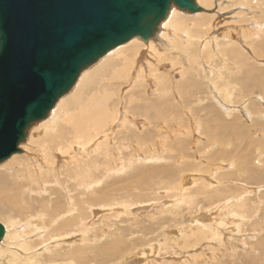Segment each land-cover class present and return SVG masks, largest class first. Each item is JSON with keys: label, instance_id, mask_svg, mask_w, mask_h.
<instances>
[{"label": "rangeland", "instance_id": "1", "mask_svg": "<svg viewBox=\"0 0 264 264\" xmlns=\"http://www.w3.org/2000/svg\"><path fill=\"white\" fill-rule=\"evenodd\" d=\"M220 1L221 4L220 2L216 3L214 1L215 5L213 7L207 6L205 11H201L203 15L197 18L195 17L196 13L182 12L177 7H175L169 13L167 19L164 20L165 23L163 22V24L161 23L162 25L160 24L159 30L154 38L150 39L148 42H144L139 37L141 39V45L134 46L135 49H131V51L128 53L130 57V70L126 79L120 83H116L115 88H113V91H115L117 95L115 96L114 100H112L111 107L112 111L114 110V112H117L119 118H117L116 122L117 127L116 124L112 125L111 130L108 132L109 139L107 142L105 141V136H102V138L98 139V141H96L93 145L87 147V152H84L85 150L82 146H78V151H72L73 154L77 153L75 157H69V155H67L66 159L68 160L64 162V165L61 164L57 168L58 170L56 172L51 171L48 168V162L52 161V159L50 158L51 156H48V153L46 152L47 149H45L46 144L49 143L48 139H50L52 134L51 124L53 123V118H51L49 122L42 121V124L41 122L37 124L38 128L36 125L31 128L32 130H29V137L27 138L26 142L22 144L21 150L23 154H18V156H21L22 158V165L18 163V158L8 159L4 163L0 164V170L2 169L1 172L3 173L1 174L3 177H8L9 174H6L7 172H16L19 171V169H27L26 171H29V174L35 171L32 176L34 175V179L36 178L35 181L37 184L40 183L39 186L41 185L42 189L45 187H48L47 189H49V187H55V184H57V182L61 181L62 179L64 180H62L63 182L68 180H70V182L72 181L71 183L69 181L65 182L68 183L69 186L77 185V183H75L76 178L80 179L81 175H83L82 171L87 170L93 172V175L96 174L97 179L102 178L105 172H103L101 168L100 171H98L96 168L99 165H103L104 161H114L117 163H121V161L126 162V164L129 166L126 173L127 182H123L122 184L128 183V174L130 176H134L136 175L138 169L141 171L149 170L152 168H157L160 165L162 166L163 163L165 164L166 162L170 164V167L174 168L175 166V169H177V174L175 175L174 179H168L170 182H165V186L163 185L161 188L155 187L154 189H147L145 191H135V187L131 186L130 190H133L134 193H140L139 198L133 199L134 195H132L133 197L130 196L132 198L131 199L123 191L113 190L112 193L110 192V194L113 195L111 197V199L113 198V203H117V205L115 204V208L111 207L110 205H106V207L99 206L93 208L92 210L97 209L100 211V213L99 215H96L93 212L91 214V219L90 217L88 218L89 220H87V223L89 222V229H86L84 232L80 231L72 234V236H79L77 239L80 240V242H67V244L61 242L55 243L56 238L50 242H43L39 245V247L34 248L35 250L37 248V252L40 253V259H38V262L35 264H60L61 261V264H78L74 259L69 260V258H65L64 256L66 252H69L70 250L77 251V248L84 246V244L88 250L85 257L87 264H102L103 261H105V257L95 259V253L98 252V254H102L105 246L109 245L112 241L114 242L115 239H117L119 242L120 250L118 251L117 256L114 257V262L111 264H125L127 261L135 257L138 259L136 264H183L184 262V264H264V162L259 160V158H256L259 153L258 151L264 149L262 148V144H264V135L261 131H258L259 124L264 123V91L262 86L259 85L261 87L260 89L255 86V72L258 70L264 72V0ZM201 3L199 2L197 4L201 6ZM173 12H175V16L173 15ZM213 15L216 19H212L214 18ZM229 84L232 85L229 86ZM233 86L236 88H232ZM229 90H231L232 93ZM232 98L234 99L232 100ZM128 99H130L132 103H130L131 101L129 102ZM210 101H212V103H210ZM145 102L151 103L148 110H145L143 107ZM154 105L157 106L154 107ZM214 106L216 107V111H213ZM157 110L162 113H157ZM216 112L217 114H214ZM218 113L222 117L218 115ZM210 115H213L214 119H218L219 117V119L223 118L224 121L226 120V122L230 121L233 123L234 119L236 117L238 118L235 119L236 122L234 129L227 130L221 128L217 123H215V120H211L213 117H210ZM233 115L236 117L233 118ZM125 116L129 121H131V124L133 123L132 125L135 127H132L131 124H128L127 127L125 126ZM194 116H196V118ZM204 120H207L208 122ZM135 122H138V124L134 125ZM187 122L188 124L186 125ZM203 124L207 129L206 131L203 129ZM239 124L241 128L238 126ZM183 125L185 126L183 127ZM47 126L48 129L49 127L51 129L47 130ZM217 126L218 128L216 129ZM34 127L37 129L35 130ZM187 127L188 129L186 130ZM200 129H202V131ZM217 130H219V132ZM215 131L220 136L226 135L227 138L230 137L232 141L227 142L229 146L225 143L226 139L221 138L225 143L223 146H219L215 139H211L212 136H209V133ZM233 131L237 132V134L234 133L235 135H233ZM176 132L178 134H176ZM239 132L242 133L239 134ZM44 133L46 134L47 138H45ZM243 133L245 134V137ZM177 138L179 139L178 141ZM238 139H240V142ZM39 141L41 143L46 141L44 146L42 143V148L36 144V142L40 143ZM100 142H102L101 145ZM41 143L39 144L40 146ZM146 146H148L149 149L141 151L142 149L146 148ZM230 146L232 147L230 148ZM244 148H247L245 152ZM42 149L44 152L41 151ZM105 152H108L109 156H106ZM252 152H254V155L250 154ZM146 153H148L149 157H154L157 160L151 163L140 162V159L133 162L134 158L139 155L145 157ZM233 153H236L234 155V159L230 157L233 155ZM157 154H159V156ZM251 156L254 158H251ZM168 159L171 161H166ZM44 160L46 162H44ZM32 161L34 162V165L31 164ZM68 161L70 164H66ZM71 161H73V163ZM132 163L133 166H131ZM225 163H228V165ZM237 163L240 167L239 170ZM240 164L246 167L249 166L250 168L241 167ZM62 165L64 166V169L61 167ZM215 165H218V170L215 169ZM233 166L236 168H233ZM233 169L238 171L233 172L235 177H233L231 172ZM249 169L255 170L254 172H257V181L252 183L238 181L237 179L239 178L241 180L242 178H249L251 175V173L248 171ZM67 170L69 171V174L71 173V175H73V177L68 174ZM62 171L64 175L61 173ZM219 171L221 172L219 173ZM245 171H248V173ZM40 173H43V178ZM37 174L41 176L38 178ZM126 175L123 174L117 178H110L108 181L105 180L106 178H104V180L101 182H105L99 189H104L108 185L113 187L117 186V183H120V178L126 177ZM184 175L192 176V180H194V191L191 189L188 191V195L186 192L185 194L183 193L184 195L181 194L182 192H180L182 188H180V185L182 184L181 186H185L183 185L184 181L182 180V176ZM219 175L221 177L228 175L230 177V175H232V178L235 180L232 181L233 179H230V181L226 178L224 179L225 182L223 181V183L220 184L218 181V178L220 177ZM45 176L47 179L46 181L43 180L45 179ZM236 176L238 177L236 178ZM157 180L160 179L158 178ZM12 182L14 181L12 180ZM26 182L27 181H25V183ZM232 182L238 185L234 187L235 184ZM168 184L173 185H169V188V186L167 187ZM211 184L212 188L210 187ZM218 184L221 187L218 186ZM9 185L12 188L15 187V191L18 193L21 192V195H24V201L31 202L30 207H28L25 212L36 211V213L40 214L42 209L44 212L50 209L53 211V205L50 204L46 199L48 196H42L41 198L39 194L32 193L27 188L23 189L22 187H19L17 183H12ZM33 185H35V187L37 186L36 183H33ZM207 185L208 188H206ZM213 185L215 186L213 187ZM217 186L220 188V191L225 190L223 192L226 194V196L228 195L231 197L230 195L233 193L232 196L235 197H233L234 199L232 201L235 202H237V199L241 201L243 198L242 196L246 194V197L242 199L246 203V207L244 209L245 211L243 212L245 214L244 218L230 213L232 211L228 205H230L229 203L232 202L227 201L228 197L226 200L222 198V196H225L222 191V193L219 191L221 194V201L219 199L215 200L218 208L214 207L212 212L208 210L210 208V203H208L207 199V197H209L208 194H212L210 197L218 196L219 193H216L215 195L213 194L214 190L218 188ZM229 186L231 188L227 194L226 190L228 191ZM177 187L178 190L180 188V191L177 190ZM240 187H242V189ZM46 188L43 189L44 192L46 191ZM55 188L60 189L58 186ZM157 188L160 189L158 190ZM203 188L204 190H207L208 193L207 191H204ZM234 188L235 191L237 190L236 192L233 191ZM238 188L241 191H239ZM246 188L249 189V191ZM142 192L144 193L141 194ZM198 193L200 195H205V193H207V197L206 195H196ZM173 195H175L177 198ZM184 196L185 199L183 198ZM127 197L129 198L130 203L138 202L132 207L131 215L129 217L124 215L125 211L123 209V204L128 202ZM81 198L82 197H80V199ZM86 198L89 197L86 196ZM50 199L56 200L58 198L56 196H52ZM177 199L179 201H177ZM186 200H188L189 203H187L188 201ZM217 200L219 202H217ZM66 202H69L68 197ZM119 202L122 203L120 204ZM171 202L173 204H171ZM220 202L222 204H220ZM190 203H192L193 206H191ZM187 205L190 206L186 208ZM226 205L228 207H226ZM173 206L174 208H172ZM116 208L120 209L117 210ZM220 208L221 210L223 209L222 212ZM163 211H166V213ZM197 213H206L207 215H210L215 223L221 222L222 219V221L228 223L227 228H230V232L229 229L226 228V231L229 233L224 231L222 242H213L211 240L208 242L207 239H203L200 244L198 242V238L192 236V233H188L190 232L189 226H193L192 219L198 215ZM20 215L21 213L16 212L15 208L3 206L0 207V222L5 223L9 220V218H18L20 220ZM164 215L165 217L167 216V218L169 217L168 219L166 218L168 221L163 218ZM192 215H194V217ZM160 216L163 218V220H165L163 226H165L166 229L165 227L160 226V224L163 223L162 221H159ZM232 216L234 217L232 218ZM105 217L107 219L104 221ZM172 219L174 221H172ZM169 221H172V224ZM229 221L231 223L233 221L234 222L231 224ZM229 223L232 226L229 225ZM234 223L235 226L233 227ZM22 225L23 224L21 223L17 225L16 228L22 231L24 229V227L21 228ZM90 227L93 229V231ZM45 231L39 230L37 234L32 233V237H34V242L36 244L42 242L40 237L44 238L43 236L45 233L43 235L41 232ZM182 231L187 232L188 236H192L193 243L191 242L190 245H195V247L187 246L185 243L186 238L183 236L178 238V234H182ZM70 237L71 235L68 236L67 239H70ZM172 238L178 239L171 241ZM181 238L183 239L181 240ZM163 240H166L167 242H164ZM205 242L207 244L204 246L203 243ZM175 243H177L176 247ZM224 244H226L225 248ZM56 245H58L57 248ZM180 245L183 247H180ZM16 248L17 247H15L16 251L14 250V252H19L20 257L23 259L25 258L23 264H27L26 259H30L33 255H38V253L33 252L34 249L24 250L22 247H19L18 249ZM60 248L62 252H59ZM214 249L215 255L213 254ZM143 253H145V256L140 255ZM192 253L194 255L196 254L194 258H191L193 255ZM49 255H51V258ZM197 258H199V260L196 261Z\"/></svg>", "mask_w": 264, "mask_h": 264}, {"label": "bare ground", "instance_id": "2", "mask_svg": "<svg viewBox=\"0 0 264 264\" xmlns=\"http://www.w3.org/2000/svg\"><path fill=\"white\" fill-rule=\"evenodd\" d=\"M214 1L217 3V2H220L221 4V1L220 0H196V3H201L202 5L200 7H202L205 11L207 6L209 7H213L215 4H214ZM219 4V5H220ZM176 6H173L171 8V11L175 8ZM173 15L175 16V12H173ZM203 14L201 12H197L195 17H199V16H202ZM214 16V15H213ZM194 17V16H193ZM217 17V16H216ZM205 18V16H204ZM212 19H216L215 16L214 18ZM218 19V18H217ZM164 22V21H163ZM162 22V24H163ZM165 23V22H164ZM161 24V25H162ZM218 24V23H217ZM166 28V27H165ZM141 39L139 37H136V38H133L131 41H129L128 43L124 44V45H121L115 49H113L112 51H110L107 55H105L98 63H96L95 65H93L92 67H90L89 69L85 70L81 76L79 77L78 81H77V84L75 85V87L71 90L70 93H68L67 95H65L64 97H62L59 102L57 103V105L55 106V108L50 112L49 116L44 120L45 121H50L51 118L53 123L51 124V127L52 129L49 127V129H51V136H50V139L49 140V143L46 144V152L48 153V156L52 159V161L48 162L49 163V170L51 171H54L56 172L58 169V167L63 164L64 165V162H66L68 159H66L67 155L72 156V157H75V155H77V153H72V151H78L79 148L78 146H82L84 148V152H87V147H89L90 145H93L96 141H98V139H101L102 136H105V141L107 142L108 139H109V136H108V132L111 130L112 128V125L116 124L117 122V118H119L117 112L114 110L112 111V107H111V102L112 100H114L115 96L117 95L115 91H113V88H115L116 86V83H120L121 81L125 80L128 73H129V70H130V57L128 55V53L131 51V49H135L134 46H139L141 45ZM133 45V46H132ZM132 46V47H130ZM256 87H258L259 89L261 88L260 86L263 87V91H264V72H261L260 70L256 71ZM248 79V77H247ZM246 82V81H245ZM241 84V83H240ZM250 84V83H249ZM232 84H229V86H231ZM260 85V86H259ZM208 86V85H206ZM226 86V85H225ZM232 88H236V87H232ZM239 89V87H238ZM116 90V89H115ZM251 90V88H250ZM231 93L232 91L229 90ZM214 92V91H213ZM238 92V91H237ZM252 92V91H251ZM214 94V93H213ZM239 95V94H238ZM227 96V95H226ZM132 99V98H131ZM234 98H232L233 100ZM128 101L130 102L131 100L128 99ZM220 102V101H219ZM230 102V101H229ZM132 103V101L130 102ZM210 103H212V101H210ZM209 103V104H210ZM151 103L149 102H145L144 103V109L145 110H148L149 106H150ZM194 105V104H193ZM157 105H154V107H156ZM223 106V105H222ZM212 107V106H211ZM225 108V107H224ZM237 108V107H236ZM238 109V108H237ZM235 109V110H237ZM209 110V109H208ZM151 111V110H150ZM162 111V110H161ZM196 111V110H195ZM200 111V110H199ZM213 111H216V107L214 106V110ZM152 112V111H151ZM155 112V111H154ZM197 112V111H196ZM209 112V111H208ZM220 112V111H218ZM157 113H162L160 111L157 110ZM203 113V112H202ZM222 113V112H221ZM231 113V111H230ZM197 114V113H196ZM201 114V113H200ZM204 114V113H203ZM214 114H217L214 113ZM213 114V115H214ZM213 115L210 117H213ZM218 115H220L218 113ZM217 115V116H218ZM160 116V115H159ZM215 116V117H217ZM221 116V115H220ZM196 118V116H194ZM202 117V116H201ZM208 117V116H207ZM222 117V116H221ZM220 117V118H221ZM230 117V116H229ZM236 117V116H235ZM234 115H233V118H235ZM232 118V119H233ZM238 117H236L235 119H237ZM125 126L127 127L128 124H131V121L128 120V118L125 116ZM223 119V118H222ZM213 119L211 118V120H215V123H217L221 128H224V129H234L235 127V119H234V123L233 122H226V120L224 121V119ZM231 119V118H230ZM204 121H207V120H204ZM252 121V120H251ZM47 122V123H48ZM130 122V123H129ZM208 122V121H207ZM239 122V121H238ZM237 122V123H238ZM51 123V122H50ZM49 123V124H50ZM58 123V124H57ZM202 123V122H201ZM240 123V122H239ZM42 124V122H41ZM124 124V123H123ZM133 124V123H132ZM131 124L132 127H135ZM137 125L138 122H135L134 125ZM143 124V123H142ZM188 124V122L186 123V125ZM45 125V123H44ZM254 125V124H253ZM36 126V125H35ZM142 126V125H141ZM185 125H183L184 127ZM240 127V124L238 125ZM237 126V127H238ZM46 127V126H44ZM116 127H117V124H116ZM145 127V126H144ZM143 127V128H144ZM181 127V126H180ZM193 127V126H192ZM243 127H246V126H243ZM37 128H38V125H37ZM36 128V129H37ZM114 128V127H113ZM122 128V127H121ZM142 128V127H141ZM147 128V127H146ZM215 128V126H214ZM218 128V126L216 127V129ZM241 128V127H240ZM257 128V127H256ZM35 129V127H34ZM35 129V130H36ZM48 129V126H47V130ZM138 129V128H137ZM188 129V127L186 128V130ZM203 129L206 131L207 129L204 127V124H203ZM211 129V128H210ZM239 129V128H238ZM248 129V127H247ZM32 130V129H30ZM141 130V129H139ZM202 131V129H200ZM223 130V129H222ZM226 130V131H227ZM250 130V129H249ZM116 131V130H115ZM143 131V130H142ZM140 131V132H142ZM180 131V130H179ZM182 131V130H181ZM200 131V132H201ZM210 131V130H209ZM219 132V130H217ZM235 131V130H234ZM233 131V135H235L234 133L237 134V132H234ZM237 131V130H236ZM258 131H261L264 135V123H260L259 126H258ZM49 133V132H47ZM189 133V132H188ZM242 133V132H241ZM239 132V134H241ZM251 133V132H249ZM33 134V133H32ZM45 134V133H44ZM176 134H178L176 132ZM187 134V133H186ZM223 134V133H222ZM226 134V133H225ZM244 134V133H243ZM242 134V135H243ZM192 135V133H191ZM229 135V134H228ZM252 135V134H250ZM209 136H212V140L215 139L216 143L223 146V144H228L227 142L229 141H232L229 138H227L226 135L224 136H220L219 134L215 132H210L209 133ZM237 136V135H236ZM235 136V137H236ZM253 136H254V133H253ZM29 137V136H28ZM178 137V135H177ZM180 137V136H179ZM234 137V138H235ZM244 137H245V134H244ZM263 137V136H262ZM261 137V138H262ZM45 138L46 137V134H45ZM176 138V136H175ZM226 139L225 143L222 139ZM233 138V137H232ZM242 138V137H241ZM258 138V137H257ZM243 139V138H242ZM256 139V137H255ZM179 139L177 138V141ZM263 140V138H262ZM42 141V140H41ZM44 141V140H43ZM47 141V140H46ZM46 141L43 143V146L44 144L46 143ZM112 141V140H111ZM176 141V140H175ZM234 141V140H233ZM238 141L240 142V139H238ZM258 141V140H256ZM40 142V141H39ZM252 142V141H251ZM250 142V143H251ZM41 143V142H40ZM40 143H37L36 144L42 148V143H41V146L39 145ZM102 142H100V145H101ZM159 143V142H157ZM235 143V142H234ZM233 143V144H234ZM249 143V144H250ZM256 143V142H255ZM262 143V142H261ZM99 144V143H98ZM104 144V143H103ZM160 144V143H159ZM236 144V143H235ZM243 144V143H242ZM254 144V143H253ZM259 144V143H257ZM99 145V146H100ZM107 145V144H106ZM162 145V144H161ZM165 145V144H164ZM247 145V144H246ZM264 148V144H262ZM52 146H53V149H52ZM104 146V145H103ZM149 146V145H148ZM146 146V148L142 149L141 151H144V150H147L149 149V147ZM217 146V145H216ZM221 146V147H222ZM229 146V144H228ZM241 146V145H240ZM258 146V145H257ZM260 146V145H259ZM24 147V146H23ZM37 147V146H36ZM157 147V146H156ZM218 147V146H217ZM220 147V149H221ZM232 146H230L231 148ZM237 147V146H236ZM252 147V146H251ZM40 148V149H41ZM95 148V147H94ZM106 148V146H105ZM219 148V147H218ZM239 148V147H238ZM237 148V149H238ZM242 148V147H241ZM255 148V147H254ZM20 149H22V144L20 145ZM25 149V148H24ZM38 149V150H40ZM158 149V148H157ZM219 149V150H220ZM245 149V148H244ZM225 150V149H224ZM223 150V151H224ZM240 150V148H239ZM247 150V148L244 150V152ZM253 150V149H252ZM255 150V149H254ZM42 152L43 149L41 150ZM94 151V150H93ZM157 151V150H156ZM160 151V150H159ZM210 151H213V150H210ZM215 151V150H214ZM226 151H227V148H226ZM39 152V151H37ZM161 152V151H160ZM218 152V151H217ZM221 152V151H220ZM238 152V151H237ZM242 152V151H241ZM249 152V151H248ZM247 152V153H248ZM258 156L255 157L256 158H259V160H262L264 162V149H261L260 151H258ZM45 153V154H47ZM210 153V152H209ZM254 152L250 153L252 155ZM23 154V153H21ZM104 154V153H102ZM163 154V153H162ZM226 154V153H225ZM236 153H233V155H231L230 157H232V159H234V155ZM20 155V154H19ZM43 155V154H42ZM99 155V154H97ZM105 155L106 156H109V153L105 152ZM159 156V154H157ZM210 155V154H209ZM230 155V154H229ZM238 155V154H237ZM249 155V154H248ZM26 156V155H25ZM39 156V154H38ZM45 156V155H44ZM47 156V155H46ZM245 156V155H244ZM243 156V157H244ZM247 156V154H246ZM23 157V156H22ZM32 157V156H31ZM37 157V156H36ZM163 157V156H162ZM218 157V156H217ZM229 157V156H228ZM242 157V156H240ZM14 158H18L17 160H19V164L22 165V158L21 156H18V154H15L13 155L10 159H14ZM158 158V157H157ZM245 158V157H244ZM251 158H254L253 156H251ZM37 159V158H36ZM39 159V158H38ZM41 159V158H40ZM44 159V158H43ZM140 159V162H145V163H151L153 161H156L157 159L154 158V157H149L148 156V153L145 154V157H142L141 155L137 156L136 158H134L133 162L136 161V160H139ZM219 159V158H218ZM16 160V159H15ZM25 160V159H24ZM23 160V161H24ZM29 160V159H28ZM32 160V159H31ZM42 160V159H41ZM39 160V161H41ZM81 160V159H80ZM170 159L166 160L168 162ZM217 160V159H216ZM223 160V159H222ZM253 160V159H252ZM258 160V161H259ZM30 161V160H29ZM78 161V160H77ZM33 162V161H32ZM31 164L34 165V162ZM37 162V160H36ZM44 162H46L44 160ZM73 163V161H71ZM82 162V161H81ZM213 162V161H212ZM223 162V161H222ZM231 162V161H230ZM239 162V160H238ZM28 163V162H27ZM69 161L66 163L68 164ZM93 163V162H92ZM209 163V161H208ZM243 163V162H242ZM14 164V163H13ZM36 164V163H35ZM65 164V165H66ZM70 164V163H69ZM161 164V163H160ZM168 164L167 162L163 165H166ZM216 164V163H214ZM224 164V163H223ZM228 165V163H225ZM263 164V163H262ZM261 164V165H262ZM16 165V164H15ZM19 165V166H20ZM27 165V164H26ZM31 165V166H33ZM39 165V164H38ZM45 165V164H44ZM43 165V166H44ZM61 166L62 168L64 166ZM82 165V164H81ZM80 165V166H81ZM95 165V164H94ZM126 162H123L121 161V163H117V162H114V161H104L103 165H99L97 166V170L100 171V168L103 172H105L102 176V178H99L97 179L96 178V174H92L93 172H90L89 170L87 171H82L83 172V175H81L80 179H77L76 178V182L77 185H68V183H65V182H70V180L68 181H65L63 182L62 180L57 182V184H55L56 186H58V188L60 189H56L55 187H52L49 189H47L45 187V184H44V187L46 188V191L44 192L43 189L45 188H41L42 186L39 184H37V182L35 181L34 179V175L32 176L33 173H30L29 174V171L27 172L26 170H21L19 169V171H16V172H7L6 174H9L8 177H3V175L1 173V170H0V207L3 206V207H12V208H15V211L16 212H20L21 215L19 216L20 220L18 218L16 219H11L9 218L8 221H6L5 223L3 222H0L4 225L5 229H6V232H5V236L4 238L2 239V241L0 242V264H23L24 263V259L22 257H20L19 255V250L17 251L18 253L14 252L15 250V247H17L16 249H18L19 247H22L24 250H31V249H34L35 247H39L40 244H42L43 242H50L51 240H54V238H56V242L55 243H64V244H67L68 243H71V242H75L77 243L76 241H79L77 239V237L79 236H72V234H74L75 232H80V231H86V229H89L88 227V224L89 222L87 223V220H89L88 218L90 217L91 219V214L94 212V214L96 215H99L100 211L95 209V210H92L93 208H96V207H103L106 205H110L111 207H114L115 208V204L117 205V203H113V198L111 199V197L113 196L112 194H110V192L112 193L113 190H116V191H123L126 193L127 196H131L133 197L132 195H134V198L133 199H136V198H139L140 197V193H134L133 190H130V187L131 186H134L135 187V191L137 190H140V191H145L147 189H154L155 187H160L161 186H165V182L168 181V179H174L175 175L177 174V169H175V166L174 168L173 167H170V164L166 165V166H158L157 168H152V169H149V170H144V171H141L140 169L137 170L136 172V175H129L128 174V183L126 184H122L123 182H127V168L129 167L128 165L126 166ZM204 165V164H203ZM249 165V164H248ZM260 165V164H259ZM30 166V168H31ZM47 166V165H46ZM83 166V165H82ZM133 166V163L132 165ZM202 166V165H201ZM212 166V165H211ZM217 169V166L218 165H215ZM231 166V164H230ZM237 166L239 167L238 163H237ZM241 167H244V168H248L246 166H243L240 164ZM254 166V165H253ZM11 167V166H10ZM23 167V166H22ZM29 167V165H28ZM68 167V166H67ZM199 167V166H198ZM204 167V166H202ZM235 166H233L234 168ZM259 167V166H258ZM264 167V166H263ZM16 168V167H15ZM37 168V167H36ZM40 168V167H39ZM236 168V167H235ZM250 168V167H249ZM9 169V167H8ZM14 169V168H12ZM29 169V168H28ZM60 169V168H59ZM64 169V168H63ZM90 169V168H89ZM196 169V168H195ZM209 169V168H208ZM222 169V168H221ZM240 169V167L238 168V170ZM261 169V168H260ZM6 170V169H5ZM10 170V169H9ZM17 170V169H15ZM31 170V169H30ZM35 170V169H34ZM43 170V168H42ZM77 170V169H76ZM202 170V169H201ZM207 170V169H206ZM218 170V169H217ZM220 170V168H219ZM243 170V169H242ZM65 171V170H64ZM80 171V170H79ZM95 171V170H94ZM203 171V170H202ZM208 171V170H207ZM210 171V170H209ZM225 171V170H224ZM234 171H237L235 169H233L232 174ZM251 175L249 176V178H242V180L240 179H237L238 181H245V182H254V181H257L258 177L256 175L257 172H254L255 170H251L249 169L248 170ZM248 171L246 173H248ZM32 172V170H31ZM38 172H41V171H38ZM68 174H69V171L67 170ZM200 172V171H199ZM204 172V171H203ZM202 172V173H203ZM206 172V171H205ZM215 172V171H214ZM213 172V173H214ZM221 171H219L220 173ZM238 172V171H237ZM236 172V173H237ZM244 172V171H243ZM63 174V171L61 172ZM66 173V172H65ZM98 173V172H97ZM201 173V172H200ZM212 173V172H211ZM217 173V172H216ZM245 173V174H246ZM249 173V174H250ZM39 174V173H38ZM37 174V175H38ZM41 175L43 173H40ZM126 175V177H122L120 178V183H117V186L113 187V186H106V188L104 189H99L101 188V185L104 184V182H101L102 180H104V178H106L105 180H109L110 178H117L119 177L120 175ZM188 174V173H187ZM209 174V173H207ZM227 174V173H225ZM230 174V173H229ZM36 175V176H37ZM40 175V176H41ZM64 175V174H63ZM71 175V173L69 174ZM192 175V174H191ZM210 175V174H209ZM217 175V174H216ZM236 175V174H235ZM238 175V174H237ZM248 175V174H247ZM264 175V174H263ZM35 176V177H36ZM39 175L37 176L38 178L40 177ZM99 176V175H98ZM196 176V175H195ZM200 176V175H198ZM208 176V175H207ZM220 176V175H219ZM246 176V175H245ZM52 177V176H51ZM66 177V176H65ZM64 177V179H65ZM71 177H73V175H71ZM69 177V178H71ZM109 177V178H108ZM194 177V176H193ZM213 177V176H212ZM233 177L234 174H233ZM238 176H236L237 178ZM13 178V179H12ZM42 178H43V175H42ZM68 178V177H67ZM95 178V179H94ZM160 179V180H157V179ZM201 178V177H200ZM208 178V177H207ZM206 178V179H207ZM218 178V177H217ZM233 179L232 178V175H229L228 176H223V177H219L218 178V181L220 184L223 183V181L225 182L224 179ZM261 178V177H260ZM181 179V178H180ZM12 180L14 182H12ZM40 180V179H38ZM44 181H46V176H45V179H43ZM42 180V181H43ZM73 180V179H72ZM182 180L184 181V184L185 186H181L180 185V188H181V191H180V188L178 190V187H177V190L182 192L181 194H185V192L187 193L188 195V191H190L191 189H193V186L194 185V180H192V176H187V175H184L182 176ZM181 180V181H182ZM216 180V179H215ZM230 180V181H231ZM235 179H233L232 181H234ZM236 180V182H237ZM25 181H27L25 183ZM35 181V182H34ZM158 181V182H157ZM179 181V180H178ZM177 181V182H178ZM201 181V179H200ZM211 181V180H210ZM39 182V181H38ZM72 182V181H71ZM70 182V183H71ZM170 182V181H168ZM202 182V181H201ZM244 182V183H245ZM12 183H17L19 187H22L23 189L27 188L29 189L30 192L32 193H35V194H39L42 198V196H48L46 199L47 201L53 205V211L50 209L48 211H43L42 209V212L39 214V213H36V211H32V212H25L28 207H30L31 205V202L29 201H24V198L23 196L24 195H21V192H17L15 191V187L12 188L9 184H12ZM33 183H36V187L35 185H33ZM43 183V182H42ZM205 183V182H204ZM209 183V182H208ZM230 183V182H229ZM233 184H235L234 182H232ZM180 184V183H179ZM199 184V183H197ZM206 184V183H205ZM217 184V182H216ZM231 184V183H230ZM229 184V185H230ZM241 184V183H240ZM255 184V183H254ZM47 185V184H46ZM169 185H173V184H168L167 187ZM238 184H235V186H237ZM242 185V184H241ZM248 185V184H246ZM251 185V184H250ZM176 186V185H175ZM202 186H203V183H202ZM205 186V185H204ZM215 185H213L214 187ZM218 186H220L218 184ZM217 186V187H218ZM223 186V185H222ZM201 187V185H200ZM212 188V184L210 186ZM221 187V186H220ZM226 187V185H225ZM233 187V185H232ZM18 188V187H17ZM138 188V189H137ZM159 188V189H160ZM164 188V187H163ZM166 188V187H165ZM170 188V186H169ZM174 188V187H173ZM206 188H208V185L206 186ZM229 188V189H228ZM228 191L226 190V193L229 192L230 190V186L228 187ZM237 188V187H236ZM242 189V187H240ZM249 188V187H248ZM158 189V188H157ZM158 189V190H159ZM172 189V187H171ZM214 189V188H213ZM239 189V188H238ZM247 189V188H246ZM250 189V188H249ZM249 189H247L249 191ZM261 189V188H260ZM157 190V191H158ZM165 190V189H164ZM170 190V189H169ZM200 190V189H199ZM204 190V188H203ZM210 190V189H208ZM244 190H245V187H244ZM243 190V191H244ZM253 190V189H252ZM132 191V192H131ZM156 191V189H155ZM154 191V192H155ZM167 191V190H166ZM172 191H175V190H172ZM194 191V189H193ZM197 191V190H195ZM204 191H207V190H204ZM212 191V190H211ZM220 191V188H216L213 192V194L215 195L216 193L218 194ZM222 191V190H221ZM220 191V192H221ZM225 191V190H223ZM222 191V192H223ZM235 191V188L234 190ZM237 191V190H236ZM235 191V192H236ZM239 191H241L239 189ZM131 194H130V193ZM171 192V191H170ZM177 192V191H176ZM199 192V191H198ZM221 192V193H222ZM232 192V191H231ZM114 193V192H113ZM144 192H142L141 194H143ZM157 193V192H156ZM175 193V192H174ZM179 193V192H177ZM196 193V192H194ZM201 193V192H200ZM208 193V191H207ZM205 193V195L207 194ZM154 194V193H153ZM171 194V193H170ZM183 194V195H184ZM202 194V193H201ZM224 194V192H223ZM222 194V195H223ZM228 194V193H227ZM242 194V193H241ZM115 195V194H114ZM156 195V194H155ZM154 195V196H155ZM177 195V194H175ZM175 195H173L174 197H176ZM186 195V196H187ZM196 195H200L199 193L196 194ZM205 195H200V196H205ZM209 197H207L208 199V203H210V208L208 209L209 211H213V208L214 207H217V203H215V200L216 199H221V194L219 193L218 196H213V197H210V195L212 194H208ZM225 196H222V198H224L225 200L227 199L228 197V200L227 201H230L232 203H229L230 205H228L231 209L232 212L230 213H233V215L235 216H240L242 218L245 217V214L243 213L245 210V207H246V203L244 200H242L244 197H246L245 195H241L243 198L241 199V201H239V199H237V202L235 201H232L235 197V196H232L230 195L231 197H229L228 195L226 196V194H224ZM52 196H56L58 199L56 200H51L50 197ZM86 196H88L89 198H86ZM68 197V200L69 202H66V199ZM80 197H82L80 199ZM130 197V198H131ZM170 197V196H169ZM188 197V196H187ZM190 197V196H189ZM196 197V196H195ZM199 197V196H197ZM128 198V197H127ZM177 198V197H176ZM185 199V196L183 197ZM192 198V197H191ZM240 198V197H239ZM248 198V197H247ZM132 199V198H131ZM142 199V198H141ZM140 199V200H141ZM180 199V198H179ZM182 199V198H181ZM190 199V198H189ZM194 199V198H193ZM191 199V200H193ZM128 202H125L123 205H124V211H125V214L126 216H130L131 215V209L132 207L138 203H130V200L129 198L127 199ZM177 201H179L177 199ZM183 201V200H182ZM188 201V200H186ZM185 201V202H186ZM221 201V200H220ZM224 201V200H222ZM106 202V204H105ZM141 202V201H140ZM217 202H219L217 200ZM120 204L122 202H119ZM176 203V202H175ZM182 203V202H180ZM189 203V201L187 202ZM171 204H173L171 202ZM219 204V203H218ZM220 204H222L220 202ZM138 205V204H137ZM176 205V204H175ZM186 205V204H185ZM191 206L192 203H190ZM189 205V206H190ZM122 206V205H121ZM165 206V205H164ZM180 206V205H178ZM188 205L186 206L189 207ZM226 205V207H228ZM109 207V206H108ZM123 207V206H122ZM181 207V206H180ZM225 207V206H223ZM174 208V206L172 207ZM218 208V207H217ZM216 208V209H217ZM117 209V208H116ZM120 209V208H118ZM117 209V210H118ZM181 209V208H180ZM226 209V208H225ZM109 210V209H108ZM178 210V209H177ZM183 210H186V209H183ZM188 210V209H187ZM221 210V208H220ZM228 210V209H226ZM182 211V210H181ZM219 211V210H218ZM223 211V209L221 210V212ZM38 212V211H37ZM136 212V211H135ZM166 213V211H163ZM168 212V211H167ZM120 213V212H119ZM133 213V212H132ZM208 213V212H207ZM220 213V211H219ZM229 213V214H230ZM242 213V214H241ZM134 214V213H133ZM136 214V213H135ZM169 214V213H168ZM196 214V213H195ZM198 215L194 217V215H192L194 217L193 220V226H189V231L188 233H192L194 237L198 238V242L201 244V241L204 239H207L208 242L209 240L211 241H216V242H222V239H223V236H224V231H226L227 229H229V232H230V228H227L228 226V223H226L225 221H222L221 222H217L215 223V221L212 220L211 216L210 215H207L206 213H197ZM160 215V214H159ZM162 215V214H161ZM219 215V214H218ZM232 215V214H231ZM191 216V217H192ZM230 216V215H229ZM227 216V217H229ZM116 217V216H115ZM114 217V218H115ZM161 217V216H160ZM159 217V221H162L160 224V226H163L164 223H165V220H163V218H167V216L164 217L161 219ZM231 217V216H230ZM234 216H232L233 218ZM118 218V216H117ZM123 218V217H122ZM169 218V217H168ZM167 218V219H168ZM238 218V217H237ZM107 218L105 217L104 218V221L106 220ZM121 219V218H120ZM166 219V221H168ZM171 219V218H170ZM226 220V219H225ZM228 220V219H227ZM234 220V219H233ZM158 221V222H159ZM172 221H174L172 219ZM172 221H169L170 223ZM238 221V220H237ZM235 221V222H237ZM243 221V219H242ZM157 222V223H158ZM230 222V221H229ZM234 222V221H233ZM232 222V223H233ZM23 224L21 226V228L24 227V229L22 231L18 230L16 227L17 225L19 224ZM101 223V222H100ZM176 223V222H174ZM173 223V224H174ZM231 223V222H230ZM229 223V225H231ZM244 223V222H243ZM159 224V223H158ZM172 224V223H171ZM240 224V223H239ZM242 224V223H241ZM91 225V224H90ZM237 225V224H236ZM159 226V225H158ZM232 226V225H231ZM235 226V223L233 225V227ZM239 226V225H238ZM241 226V225H240ZM165 227V226H163ZM162 227V228H163ZM232 227V228H233ZM91 228V227H90ZM227 228V229H226ZM238 228V227H237ZM243 228V227H241ZM92 229V228H91ZM164 229V228H163ZM166 229V227H165ZM258 229V228H257ZM41 231V230H46L45 232H41V234L45 235L43 236L44 238H41L40 237V240H42L41 243L39 244H36L34 241V237H32V233H36L38 231ZM176 230V229H175ZM93 231V229H92ZM180 231V229H179ZM143 232V231H142ZM227 232V231H226ZM227 232V233H229ZM146 233V232H145ZM148 233V232H147ZM226 233V234H227ZM144 234V233H143ZM237 234V233H236ZM70 239H67L68 236H70ZM181 236H183L185 239V243L187 246L189 247H195L190 245L191 242H192V236L187 234V232H183L182 231V234H178V238H180ZM82 237V236H81ZM226 237V236H225ZM178 238H174V239H178ZM232 238V236H231ZM36 239V238H35ZM38 239V238H37ZM169 239V238H168ZM172 238L171 241L174 240ZM183 238H181L182 240ZM195 239V238H194ZM230 239V238H229ZM13 241V242H12ZM22 241V243H21ZM160 241V240H159ZM164 241V240H163ZM166 241V240H165ZM164 241V242H165ZM170 241V240H169ZM15 242V243H14ZM25 242V243H23ZM161 242V241H160ZM167 242V241H166ZM20 243V244H19ZM60 243V244H61ZM140 243V242H138ZM193 243V242H192ZM258 243V242H257ZM160 244V243H159ZM176 244L175 243V247H176ZM184 244V243H182ZM196 244V242H195ZM205 244H207L206 242L203 243V245L205 246ZM210 244V243H209ZM216 244V243H214ZM62 245V244H61ZM162 245V244H161ZM212 245V244H211ZM219 245V244H218ZM226 244H224V248L226 247L225 246ZM76 246V245H74ZM85 246V244H84ZM82 246V247H78L77 248V251H73V250H70L69 252H66L65 253V258H69V260L71 259H74L78 264H87V260H86V254H87V247L85 246ZM114 246V247H113ZM118 246V247H116ZM182 245H180L181 247ZM199 246V245H198ZM197 246V247H198ZM217 246V245H216ZM58 247V245H56V248ZM60 247V246H59ZM77 247V246H76ZM116 247V249H115ZM158 247V246H156ZM162 247V246H161ZM174 247V245H173ZM183 247V246H182ZM206 248V247H205ZM215 248V246H214ZM217 248V247H216ZM177 249V248H176ZM179 249V248H178ZM182 249V248H181ZM185 249V248H184ZM193 249V248H192ZM209 249V247H208ZM213 249V248H212ZM254 249V248H253ZM259 249V248H258ZM37 248L36 250L34 249V253H38L37 252ZM120 250L119 248V242L117 239L114 240V242L112 241L109 245H106L102 254H98V252L95 253L94 255V258L95 259H98L100 257H105V261H103L102 264H105V263H108V264H111L114 262V257L117 256V253L118 251ZM255 250V249H254ZM264 250V249H263ZM16 251V250H15ZM53 251V250H52ZM59 251V249H58ZM212 251V250H211ZM214 251V252H213ZM213 254L215 253V249L213 250ZM258 251V250H257ZM23 252V251H22ZM51 252V251H50ZM54 252V251H53ZM52 252V253H53ZM57 252V251H56ZM59 252H62L61 251V248H60V251ZM58 252V254H59ZM186 252V251H185ZM193 252V251H192ZM30 253V252H29ZM26 254V253H25ZM39 254L38 255H33L30 259H26V262L27 264H35L38 262V259L39 258ZM43 254V253H42ZM191 254V253H190ZM189 254V255H190ZM193 254V253H192ZM221 254V253H220ZM262 254V252H261ZM27 255V254H26ZM54 255V254H53ZM52 255V256H53ZM60 255V254H59ZM141 256H145V253L143 254H140ZM196 255V254H195ZM195 255L193 254L191 256V258H194ZM215 255V254H214ZM213 255V257H214ZM50 258H51V255H49ZM71 256V257H70ZM89 256V255H88ZM93 256V255H92ZM208 257V256H207ZM49 258V257H48ZM63 258V259H65ZM94 258H93V261H94ZM190 258V259H191ZM200 258V257H199ZM199 258L196 259L199 260ZM44 259V258H43ZM189 259V260H190ZM205 259V258H204ZM62 260V259H60ZM218 260V259H217ZM44 261V260H43ZM58 261V260H56ZM138 261V259L135 257L129 261H127L125 264H136V262ZM187 261V260H186ZM192 261V259H191ZM195 261V260H194ZM201 261V259H200ZM214 261V260H213ZM62 262V261H61ZM60 262V264H61ZM40 263V262H39ZM140 263V262H139ZM183 263V262H182ZM185 263V262H184ZM183 263V264H184ZM207 263V262H206ZM71 264V263H69ZM209 264V263H208Z\"/></svg>", "mask_w": 264, "mask_h": 264}, {"label": "water", "instance_id": "3", "mask_svg": "<svg viewBox=\"0 0 264 264\" xmlns=\"http://www.w3.org/2000/svg\"><path fill=\"white\" fill-rule=\"evenodd\" d=\"M196 0H0V164L81 74L133 38H154L171 8ZM6 229L0 223V242Z\"/></svg>", "mask_w": 264, "mask_h": 264}]
</instances>
